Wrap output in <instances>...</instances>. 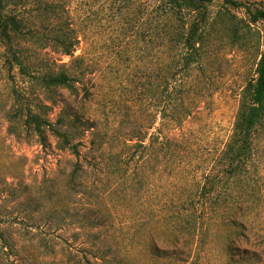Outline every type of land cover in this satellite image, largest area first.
Wrapping results in <instances>:
<instances>
[{"label": "rangeland", "instance_id": "1", "mask_svg": "<svg viewBox=\"0 0 264 264\" xmlns=\"http://www.w3.org/2000/svg\"><path fill=\"white\" fill-rule=\"evenodd\" d=\"M48 1L65 3L66 12L49 16L48 23L35 11L28 14V21L54 29L67 20L75 31L79 44L74 57L82 59L66 68L78 79L79 95L73 97L60 88L26 90L29 85L16 69L15 86L33 105L55 101L47 116L51 123L67 103L96 120L97 128L72 141L78 143V158L58 150L51 135L45 146L40 145L20 123L9 122L11 84L0 69V230L14 248L6 256L0 251V264H22V257L35 254L39 264H62L59 254L37 249L41 238L54 247L82 243L97 258L90 262L106 255L122 264H264V119L250 175L241 177L240 184L244 179L247 183L245 190L239 183L233 188L246 192L249 202L257 197L254 204H244L249 207L246 217L229 226L223 209L211 214L201 226L207 237L203 240L197 233L187 262L156 260L148 250L149 242L166 245L181 201L200 189L210 164L224 149L240 93L253 78L263 50L264 25L245 27L233 37L217 16L221 3L209 7L202 59L183 87L185 101L193 109L176 126L162 93L168 78L167 50L157 0ZM235 1L252 11L264 9V0ZM231 12L242 17L245 10ZM50 34L45 28L41 36L23 44L24 56L41 73H56L62 68L58 64L70 61L45 42ZM2 56L0 47V66ZM84 89L90 98H83ZM77 162L85 171L81 198L74 196L69 182ZM81 213L94 216V227L74 225ZM230 242L231 255L226 249Z\"/></svg>", "mask_w": 264, "mask_h": 264}, {"label": "trees", "instance_id": "2", "mask_svg": "<svg viewBox=\"0 0 264 264\" xmlns=\"http://www.w3.org/2000/svg\"><path fill=\"white\" fill-rule=\"evenodd\" d=\"M220 2L222 8L217 16L226 23V29L233 37H238L244 28L257 23L264 25V9L252 11L248 6L235 0H157L156 12L164 23L161 26L163 39H166V72L168 78L162 93L166 95L171 111V122L181 126L190 116L193 107L187 104L184 97L186 82L190 79L192 70L200 64L203 47L208 36V25L210 22L209 7ZM244 9L242 17H238L231 11ZM37 12L49 23V16H56L65 13V3L58 1L40 0H0V47L3 50V65L1 72L10 79L9 97L11 106L7 118L9 122L20 123L21 127L34 136L40 145L47 144V135L53 136L56 140V148L60 151H70L75 157H79L77 150L78 143L72 144L76 137L86 132H93L97 128V122L90 119L80 111H77L67 103H63L62 110L55 123L47 118L52 106L56 105L51 98L50 105H33L29 97L24 95L15 86L12 72L17 70L19 76L28 86L40 87L44 91L52 92L53 89H65L68 93L77 97L79 87L78 79L66 65L74 61H80L82 56L74 57L79 44L78 36L68 26L67 20L62 25L52 29L49 25L40 22L28 21V14ZM36 16V17H38ZM47 23V24H48ZM41 26V27H40ZM50 29V36H45V42L52 45L61 57L70 59L69 63H60L61 69L53 73L48 71L41 73L40 69L33 67L34 63L28 62L24 56L27 52L23 44L41 36L43 30ZM41 47V46H40ZM60 61V60H59ZM44 63V62H42ZM170 90V91H169ZM83 98H90V93L84 89ZM53 102V103H52ZM264 119V44L256 63L254 76L242 89L231 134L222 152L216 157L208 172L203 176L202 185L198 191L190 194L186 200L181 201L179 210L174 219L170 222V237L164 247L156 243H148V250L156 260H168L173 263H184L189 260L193 253V243L199 234L206 239L207 234L201 229L211 214L224 210V222L233 226L240 218H245L249 213V207L245 208L246 192H235L234 186L241 182V177L250 175L254 145L258 129ZM16 133L15 129H9ZM98 145H102L99 143ZM111 156H109L110 158ZM85 173L80 163H75L70 172V189L76 198L82 195V175ZM240 184L245 190L246 180ZM257 197L250 200L254 204ZM245 208V210H242ZM248 211V212H247ZM74 225L83 229L94 227V216L88 214H76ZM204 218V221L201 220ZM237 220V221H236ZM1 224V223H0ZM202 226V227H201ZM78 228V227H77ZM201 232V233H200ZM198 233V234H197ZM204 234V235H202ZM7 239L0 230V251L6 256L14 251V248L7 244ZM80 245L54 247L39 239L37 249L48 252V254H59L62 264H122L118 259H108L106 255H99L98 262L95 254L91 255L88 249ZM227 254H233L234 248L231 242L227 245ZM6 250V251H5ZM1 259H4L1 257ZM23 260V263H22ZM40 256L22 257V264H39Z\"/></svg>", "mask_w": 264, "mask_h": 264}]
</instances>
